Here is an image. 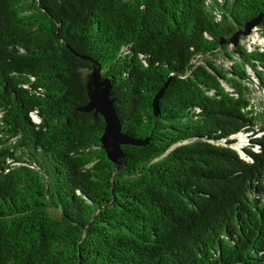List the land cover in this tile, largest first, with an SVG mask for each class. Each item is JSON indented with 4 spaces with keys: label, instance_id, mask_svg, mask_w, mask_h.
<instances>
[{
    "label": "trees",
    "instance_id": "16d2710c",
    "mask_svg": "<svg viewBox=\"0 0 264 264\" xmlns=\"http://www.w3.org/2000/svg\"><path fill=\"white\" fill-rule=\"evenodd\" d=\"M260 15L264 34V0H0V264H264V52L221 44ZM83 57L148 140L120 169L77 111Z\"/></svg>",
    "mask_w": 264,
    "mask_h": 264
},
{
    "label": "water",
    "instance_id": "95a60500",
    "mask_svg": "<svg viewBox=\"0 0 264 264\" xmlns=\"http://www.w3.org/2000/svg\"><path fill=\"white\" fill-rule=\"evenodd\" d=\"M261 18L262 15L247 21L243 29L237 31L230 39L223 40L221 44L228 43L232 44L235 48L238 47L240 38L251 34L252 30L259 26ZM83 59L90 61L92 64L85 75L88 103L82 107H78L77 111L81 113L94 111L95 114L103 116L106 126L101 138L102 149L106 152L108 159L120 169L125 165V155L122 146L146 145L148 140L140 141L123 132L122 123L115 108L116 99L113 97L114 93L111 81L102 75L101 66L97 62L86 57H83ZM169 81L154 98L153 110L155 116H159L160 114L159 101L163 97Z\"/></svg>",
    "mask_w": 264,
    "mask_h": 264
},
{
    "label": "rangeland",
    "instance_id": "374dc122",
    "mask_svg": "<svg viewBox=\"0 0 264 264\" xmlns=\"http://www.w3.org/2000/svg\"><path fill=\"white\" fill-rule=\"evenodd\" d=\"M239 43L246 46L249 51H254L256 48H260V51L264 52V34L259 31L258 27L253 29L251 34L241 37ZM229 49H235V47L232 44H229ZM231 65L232 63L225 64L226 67ZM251 103L257 113L264 114V91L255 87V91L251 94ZM246 142L247 139L240 137V142L236 147L239 148Z\"/></svg>",
    "mask_w": 264,
    "mask_h": 264
}]
</instances>
